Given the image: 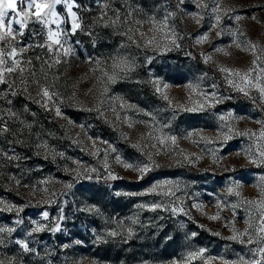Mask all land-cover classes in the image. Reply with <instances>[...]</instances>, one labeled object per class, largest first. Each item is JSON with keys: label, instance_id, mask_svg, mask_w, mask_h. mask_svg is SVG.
<instances>
[{"label": "rangeland", "instance_id": "obj_1", "mask_svg": "<svg viewBox=\"0 0 264 264\" xmlns=\"http://www.w3.org/2000/svg\"><path fill=\"white\" fill-rule=\"evenodd\" d=\"M73 8L79 18L78 9L91 13L80 35L61 3L59 25L31 16L23 28L13 23L22 34L0 40L4 53L17 50L6 65L19 61L0 83V228L13 229L0 232V260L264 264L253 255L264 247V0H74ZM5 19L18 17L9 10ZM163 21L168 29L158 30ZM49 31L61 32V45ZM114 58L126 61L125 71L113 68ZM221 68L250 72V83ZM164 137L176 141L161 145ZM117 155L150 170L141 179Z\"/></svg>", "mask_w": 264, "mask_h": 264}, {"label": "snow or ice", "instance_id": "obj_2", "mask_svg": "<svg viewBox=\"0 0 264 264\" xmlns=\"http://www.w3.org/2000/svg\"><path fill=\"white\" fill-rule=\"evenodd\" d=\"M182 2H183V0H181V3ZM61 3H65L67 6L68 14L71 18V30H72V33L74 34L75 31L80 29L82 26L80 18L76 15L75 12L72 11L74 0H28L26 8L19 7L20 0H0V40L5 39L6 37H12L14 39L17 34H22V33H17L14 30L13 23L19 24L20 27L23 28L26 25L28 18L31 16H34L41 23L49 22L48 17H52L53 18L52 22H55L57 25H59V23H61V21H60L59 16L57 15L56 11H54V8H55V5L61 4ZM9 10L11 11L12 14H14L16 17H18V19H16L15 21L8 19L6 21L5 18H6V16H8ZM216 10L217 11L219 10V6H217ZM216 19H217V23H219L220 17L217 16ZM237 19H240V18L237 17ZM117 22L118 21H113V24H115ZM137 23H140V21H137ZM166 29H168V25H167L166 21L160 22V27L158 30H166ZM130 31H131V29H130ZM64 34L67 35V33H64ZM141 35H143V34L141 33ZM175 35L176 34L174 31L166 32V36L172 39L173 44L176 43L175 38H174ZM217 35H219V33H217ZM60 36H61V32H59V31H56V32L49 31L48 40L51 41L52 44L61 45L62 42L60 40ZM129 39H132V37L130 36ZM146 42L148 44H152L154 42V38L148 39V40H146ZM199 42L200 41H198V43ZM237 47H241V45L238 43ZM256 47H257V45H250V48L252 50H255ZM49 50L52 51L51 47L49 48ZM65 51L66 52L70 51V49H66ZM5 55H8L9 57H15L17 55V50L15 48H13L12 51L8 52V53H4L2 50H0V66H3V67H0V83L4 82V73L5 72L12 73V72L16 71V69L19 67V61H16L15 59H13L12 66L6 65L5 60L3 59V57ZM56 62L59 63V60H57ZM96 63L100 64V61L97 60ZM255 63H256V61H253V64H255ZM113 68L119 69L120 71H125L127 68L126 61L123 59L116 61V59L114 58ZM220 70L222 72L229 73L230 75H235V76L239 77L240 81L245 86H247L250 83V80H249L250 72L241 75V73L239 71H233V70H230L227 68H221ZM20 71L22 72L23 69L21 68ZM261 71H264V69H262ZM104 75L107 76V79L109 82H114L116 79V73L115 72H113L112 74H108L107 72H105ZM229 83L233 84V86L236 87L239 91L243 92L244 95H246V96L248 95V92L245 91V88L242 87L240 84H236L234 81H229ZM257 86L259 87V85H257ZM165 87H167V85H165ZM189 87H192L193 91L196 90V88L192 85H189ZM259 90H260L262 98H264V87H259ZM104 91L107 92V88H105ZM13 94H15V93H13ZM43 96L50 98V94L46 89L43 90ZM205 100L210 102L207 94H205ZM211 100L216 101V97L214 94L212 95ZM125 106L126 105H124V104L121 105V107H125ZM203 107H204V105L201 104L196 108H189L186 110L187 111H197V110L203 109ZM57 114L59 115V110H57ZM228 115L230 117L231 113H229ZM220 119L224 120L225 117L221 116ZM129 126L131 127V125H129ZM4 131L6 132V131H8V129L5 127ZM261 135L264 136V132H262ZM228 138L229 137L225 136V140H227ZM168 139H170L173 142V144L176 141L175 137H164L163 139L160 140V144L164 145L165 140H168ZM209 142H211V141H209ZM109 147H111V145H109ZM134 147H139V145L138 144L134 145ZM112 150L115 151V149H112ZM157 154H159V153H157ZM261 155L264 156V152H262ZM10 159H11V157H10ZM149 160H151L150 156H149ZM116 162L119 164H122V166L126 169L131 168L133 171L138 172L140 174L141 179L143 178V175L150 170L149 164H145L142 167L133 166L131 164H128V163H125L124 161H122L119 155L116 156ZM261 162H264V161H261ZM105 167L106 168L108 167L107 163H105ZM108 175L111 179H118V177L111 172H109ZM262 179H264V177H262ZM69 187H70V185H69ZM160 187H161V185H159V184L154 185L152 187V189H150L149 191L154 192L157 188H160ZM236 187H239V185H236ZM232 191H233V189L229 188V192L231 193ZM118 195H119V193H118ZM143 206L144 205H141V207H143ZM8 207H11V206L9 205ZM152 207H160V205H153ZM197 207H199V206H197ZM217 207H219V205H217ZM233 207H235V206H233ZM260 207L264 208V202L261 203ZM173 211L175 212L176 209H173ZM43 215L45 218H47L48 214L45 212ZM219 218H220L219 215L209 217V219H213V220L219 219ZM260 219H261V223L259 225V228L257 229V232L262 234L259 236V239L264 240V215H262ZM133 222H135V221H133ZM34 230L39 231L40 229L36 228ZM5 231L11 233L13 231V229H11V228H8V229L0 228V232H5ZM129 234H131V230H129ZM216 234L219 235V233H216ZM109 235L115 236V235H117V233L111 232V233H109ZM192 235L195 236L196 234L193 233ZM244 235H249L247 229L245 230V232L239 234V236H244ZM232 238L236 239L237 237L234 236ZM98 239H103V238L98 237ZM251 242H252V239L250 238L249 243H251ZM17 243L20 244V246L25 251H31V249L28 248V245L26 243H24L22 241H17ZM203 252H204V249H200L199 252L189 253L188 259H193L197 256H201V255H203ZM253 255L254 256L259 255L262 259H264V247H260L258 250H256L253 253ZM0 264H5V262L3 260H0ZM239 264H260V260L253 259L251 261H248V260H244L243 258H241Z\"/></svg>", "mask_w": 264, "mask_h": 264}, {"label": "trees", "instance_id": "obj_3", "mask_svg": "<svg viewBox=\"0 0 264 264\" xmlns=\"http://www.w3.org/2000/svg\"><path fill=\"white\" fill-rule=\"evenodd\" d=\"M80 1L83 2V0H80ZM78 2H79V0H78ZM78 14L80 16V21H81V25H82L81 28L79 29V31H77L78 35H80L81 30H84L85 21L86 22H87V20L89 21V19L91 17V13H86L85 11H82V9H78ZM27 132H28V129H24L23 134L27 135ZM111 251H112L111 247H107L105 252L108 255ZM113 253H114L115 258H118L121 255V251H119V250H115V251H113ZM127 256H129V255H127ZM127 256L125 257L126 259H127Z\"/></svg>", "mask_w": 264, "mask_h": 264}, {"label": "crops", "instance_id": "obj_4", "mask_svg": "<svg viewBox=\"0 0 264 264\" xmlns=\"http://www.w3.org/2000/svg\"><path fill=\"white\" fill-rule=\"evenodd\" d=\"M72 11L75 12V8L72 7ZM76 13V12H75ZM69 15V14H68Z\"/></svg>", "mask_w": 264, "mask_h": 264}]
</instances>
